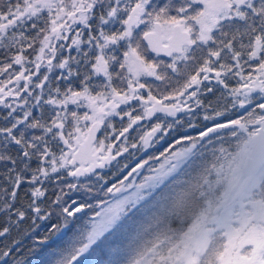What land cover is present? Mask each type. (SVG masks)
Here are the masks:
<instances>
[{
  "label": "snow or ice",
  "instance_id": "snow-or-ice-1",
  "mask_svg": "<svg viewBox=\"0 0 264 264\" xmlns=\"http://www.w3.org/2000/svg\"><path fill=\"white\" fill-rule=\"evenodd\" d=\"M54 236L264 264V0H0V264Z\"/></svg>",
  "mask_w": 264,
  "mask_h": 264
},
{
  "label": "trees",
  "instance_id": "trees-1",
  "mask_svg": "<svg viewBox=\"0 0 264 264\" xmlns=\"http://www.w3.org/2000/svg\"><path fill=\"white\" fill-rule=\"evenodd\" d=\"M40 235L44 234V230H39ZM33 241L26 240L24 249L20 252V256L25 258V264H43V257L45 253L61 244L60 237H51L45 244L37 245L35 250H31Z\"/></svg>",
  "mask_w": 264,
  "mask_h": 264
},
{
  "label": "flooded vegetation",
  "instance_id": "flooded-vegetation-1",
  "mask_svg": "<svg viewBox=\"0 0 264 264\" xmlns=\"http://www.w3.org/2000/svg\"><path fill=\"white\" fill-rule=\"evenodd\" d=\"M194 131H195V130H193V132H191L190 134H194ZM163 146H166V145H162L161 147H163Z\"/></svg>",
  "mask_w": 264,
  "mask_h": 264
}]
</instances>
